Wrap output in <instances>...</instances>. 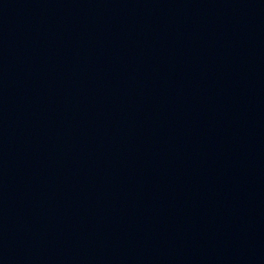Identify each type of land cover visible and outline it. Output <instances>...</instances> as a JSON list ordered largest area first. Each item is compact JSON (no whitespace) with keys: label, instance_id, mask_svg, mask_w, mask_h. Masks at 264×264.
I'll return each mask as SVG.
<instances>
[{"label":"water","instance_id":"obj_1","mask_svg":"<svg viewBox=\"0 0 264 264\" xmlns=\"http://www.w3.org/2000/svg\"><path fill=\"white\" fill-rule=\"evenodd\" d=\"M0 264H264V0H0Z\"/></svg>","mask_w":264,"mask_h":264}]
</instances>
